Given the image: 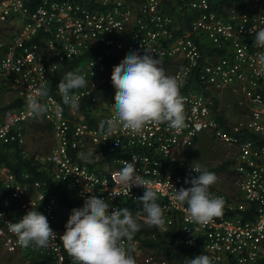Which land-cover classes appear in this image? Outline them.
Masks as SVG:
<instances>
[{"label": "built area", "instance_id": "built-area-1", "mask_svg": "<svg viewBox=\"0 0 264 264\" xmlns=\"http://www.w3.org/2000/svg\"><path fill=\"white\" fill-rule=\"evenodd\" d=\"M187 12L188 27L179 31L178 16ZM261 27L264 0H0V88L22 102L0 113V264H73L59 239L65 207L47 192L49 179L65 183L81 208L88 196L127 207L140 226L136 264H178L148 244L167 234L181 246L197 245L213 264H264V67L257 57L264 49L253 47ZM147 46L161 67L176 66L172 76L180 83L187 126L176 132L149 124L141 135L120 128L109 136L100 124L114 117L113 67L132 50L143 55ZM202 47L209 51L203 54ZM69 71L87 80L75 92L77 110L63 104L57 87ZM192 76L199 87L187 86ZM41 88L48 91L40 100L47 111L37 116L26 99ZM229 92L240 94V117L232 121L218 102ZM29 123L50 130V146L27 144ZM203 131L226 153L203 164L183 158ZM16 152L33 170L15 171L2 158L15 161ZM125 162L158 190L165 231L144 223L137 199L143 188L115 185ZM192 164L215 173L210 192L224 201L223 214L204 226L186 222V206L172 198L175 189L191 186L186 178L199 175ZM114 188L119 196L111 197ZM32 208L57 234L47 247H20L8 231L9 221Z\"/></svg>", "mask_w": 264, "mask_h": 264}, {"label": "clouds", "instance_id": "clouds-1", "mask_svg": "<svg viewBox=\"0 0 264 264\" xmlns=\"http://www.w3.org/2000/svg\"><path fill=\"white\" fill-rule=\"evenodd\" d=\"M254 33L253 47L264 49V27ZM153 52L148 46L143 55L132 50L113 67L111 81L116 90L114 117L100 124L109 136H114L120 128L133 135H141L149 124H165L176 132L187 126L180 83L176 77L166 74L160 66V59L153 57ZM257 57L264 67V51L258 52ZM57 87L63 104L77 110L80 98L75 92L87 87V80L84 75L69 71ZM47 96L48 91L43 88L29 95L27 110L37 116L45 113L47 106L40 100ZM191 171L199 175L186 178L185 183L191 186L175 189L172 198L179 205L186 206V222L204 226L223 214L224 201L210 192L217 179L215 173L199 164H192ZM114 183L129 190L143 188V195L137 199L146 214L144 223L160 231L166 230L164 210L157 203L158 190L151 180L139 174L134 163L125 162ZM110 196H119L115 188ZM7 228L16 235L17 244L25 248L47 247L57 237L47 217L34 208L17 222L9 221ZM139 230V224L127 207H113L103 198L88 196L82 208L72 209L59 239L73 264H136L132 255L135 248L133 240ZM188 264H213V261L208 255L200 254L191 258Z\"/></svg>", "mask_w": 264, "mask_h": 264}, {"label": "trees", "instance_id": "trees-1", "mask_svg": "<svg viewBox=\"0 0 264 264\" xmlns=\"http://www.w3.org/2000/svg\"><path fill=\"white\" fill-rule=\"evenodd\" d=\"M165 9L171 11V8L166 4ZM192 17L191 12H187L184 15H179L178 16V22H179V31L185 30L188 27V23L190 18ZM209 49V48H207ZM205 48L202 47L201 51L203 54L206 53V51H209ZM62 75H60V78H62ZM111 85V82L107 83V86ZM187 86L191 87H199V84L197 80L192 76L190 80L187 83ZM22 102L18 99H13L10 100L8 103H6L3 106H0V113L8 107H13V106H19L21 105ZM217 104V100H216ZM14 157L17 159L15 161H12L11 159L8 158V155H3L2 158L10 165L15 171H20V170H33L28 166V164L22 160L18 153L16 152L14 154ZM41 177H44L43 174H38ZM47 192L49 193H54L58 196V201L63 204L62 206L65 207L64 210L61 212V222L62 224L66 225L70 215L72 214V209L74 208H81L79 206L78 202L75 200L70 199L67 196V185L65 183H62L60 181H53V180H48L47 182ZM148 244H153V245H158L164 252V255L168 257L169 260L175 261L178 264H188V261L191 258H195L196 256L200 255V253L197 252L196 247L197 245H190V246H181L176 243V236H170L169 234L164 235L161 237L158 241V243L149 241ZM220 264H235L233 261H227V262H222Z\"/></svg>", "mask_w": 264, "mask_h": 264}, {"label": "rangeland", "instance_id": "rangeland-1", "mask_svg": "<svg viewBox=\"0 0 264 264\" xmlns=\"http://www.w3.org/2000/svg\"><path fill=\"white\" fill-rule=\"evenodd\" d=\"M175 67L176 66L174 64L162 66L168 75H173L172 73ZM238 95L240 94L229 92L226 97H221L218 99L221 111L230 116V118L233 120L240 117V115L237 113L233 114L232 110V108H235ZM10 100L11 98L5 94L4 90L0 88V106L5 105ZM25 138L29 146L38 145V147L42 149L47 148L52 143L50 130L47 127H39L34 123H29L26 126ZM194 144L185 148L182 157L199 164H203L210 158H220L227 151L225 148L226 146L219 143V141L207 131L201 132L197 136ZM184 155L186 157H184Z\"/></svg>", "mask_w": 264, "mask_h": 264}, {"label": "crops", "instance_id": "crops-1", "mask_svg": "<svg viewBox=\"0 0 264 264\" xmlns=\"http://www.w3.org/2000/svg\"><path fill=\"white\" fill-rule=\"evenodd\" d=\"M227 94H228V93H226V94L223 95L222 97H226ZM232 110H233V114H234V113H237V112L235 111V108H232ZM221 112H222V111H221ZM223 113H224V112H223ZM224 114H225V113H224ZM237 114H238V113H237ZM238 115H239V114H238ZM225 116H226L228 119L230 118V116H228L227 114H225ZM230 119H231V118H230ZM230 119H229V120H230ZM232 120H233V119H231V121H232ZM184 157H186V156L184 155ZM186 159H187V158H186Z\"/></svg>", "mask_w": 264, "mask_h": 264}]
</instances>
